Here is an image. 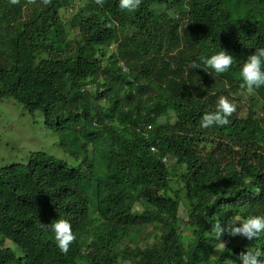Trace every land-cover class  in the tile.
<instances>
[{
	"label": "trees",
	"instance_id": "1",
	"mask_svg": "<svg viewBox=\"0 0 264 264\" xmlns=\"http://www.w3.org/2000/svg\"><path fill=\"white\" fill-rule=\"evenodd\" d=\"M67 24L77 41H68ZM178 37L169 60L186 74L174 89L155 90L152 67L135 72L109 55L123 39L144 58ZM262 47L264 0H141L131 12L119 0H0V101L42 113L78 164L37 152L0 165V264H241L249 248L264 250V235L212 233L217 220L226 228L264 215V104L258 116L255 100L264 103V86L243 90L246 115L238 98L230 124L200 127L220 97L234 101L228 89H241L240 68ZM222 50L234 56L229 71L191 67ZM207 141L216 147L203 153ZM172 165L185 173L171 175ZM181 205L188 242L178 230ZM61 219L75 236L66 253L47 227ZM150 228L144 247L124 246Z\"/></svg>",
	"mask_w": 264,
	"mask_h": 264
},
{
	"label": "rangeland",
	"instance_id": "2",
	"mask_svg": "<svg viewBox=\"0 0 264 264\" xmlns=\"http://www.w3.org/2000/svg\"><path fill=\"white\" fill-rule=\"evenodd\" d=\"M63 15L66 18H69V13L66 12V10L63 11ZM65 29L69 42H75L79 39V31L77 29H70L68 24ZM142 40L147 41V39ZM123 42L124 39L121 43H114L111 49H109V51H111L109 55L116 53V55L123 60L121 61V64L124 65V68H129L135 72H140L141 69L152 67L153 70H155V80L157 82L154 87L155 90L160 89V87L174 89L176 83L186 74L184 68L174 67L169 60V55L178 54V49L182 44L180 37L177 38L173 45L169 46L170 49L167 46L165 51L151 53L148 57L144 58L140 57L138 54L133 39H130L126 43ZM121 46L122 50H120ZM45 57H47V55ZM224 85L227 87V84ZM228 90H231V97H234V101L231 100L230 102L236 108L238 106L236 100L239 98L237 102L241 105L240 112H242L243 115H246L250 101L249 95L244 93L242 89H238L237 93H234L230 88ZM218 91H221V88L218 89ZM222 97L226 98L224 95ZM255 100L256 113L258 116H261V108L264 103L257 96H255ZM100 105L102 107L108 106L105 100L102 101ZM111 115H113V113ZM215 147V144H211V142L207 141L200 145V151L205 153L214 150ZM37 152H46L56 158L68 161L71 165H78L74 162V159L65 153L61 146V140L58 134L45 125V119L42 113L30 115L21 104L14 100L0 101V165L4 166L12 163H26L31 154ZM87 154L92 158L94 155L93 148L90 147ZM97 157L98 159L95 165L100 173L105 174L106 167L101 162L100 157ZM229 160H226L225 163ZM185 171L186 169L184 167H178L175 165L169 167V173L171 175H180L185 173ZM172 188L173 190L171 194L174 195V191L179 189V185L175 183ZM136 209L141 210L140 205H137ZM179 217L183 222L178 226V230L182 235V240L188 242L192 237V234L190 228L186 226L188 216L186 209L182 205L180 206ZM150 231L151 228L144 231L141 235H134L132 239L125 240L124 246H135L138 244L140 247H144L146 244L145 238ZM223 244H221L212 255L213 260L216 261L220 257L222 250L228 246L227 242H223ZM7 246H10V243H7Z\"/></svg>",
	"mask_w": 264,
	"mask_h": 264
},
{
	"label": "clouds",
	"instance_id": "3",
	"mask_svg": "<svg viewBox=\"0 0 264 264\" xmlns=\"http://www.w3.org/2000/svg\"><path fill=\"white\" fill-rule=\"evenodd\" d=\"M102 2L103 0H98V3ZM140 4L141 0H119V8L129 12L137 9ZM233 63L234 56L222 50L210 56H201L199 58V63L194 61L191 67L193 69L208 68L219 75L229 71ZM239 75L242 79L240 87L248 93H252L255 89L264 86V47L257 48L254 54L248 56L247 60L240 68ZM235 110L234 105L228 99L220 97L217 100L215 110L206 112L202 116L200 127L205 129L212 126L224 127L230 124L229 117ZM151 128L150 125L148 127L149 131ZM152 148H155V150L153 151ZM150 149L153 153L157 152L155 146H151ZM164 161L166 162V160ZM47 227L54 233L56 246L61 252L66 253L70 243L75 239L70 223L61 219L47 225ZM225 232L233 238L240 236L249 241L256 240L261 235H264V215H249L241 223L234 224L231 221L226 228L222 227L217 220L213 226L212 233L219 239ZM262 256H264V250L258 247H252L249 248L246 253H242L239 260L241 264H264V260L260 259Z\"/></svg>",
	"mask_w": 264,
	"mask_h": 264
},
{
	"label": "built area",
	"instance_id": "4",
	"mask_svg": "<svg viewBox=\"0 0 264 264\" xmlns=\"http://www.w3.org/2000/svg\"><path fill=\"white\" fill-rule=\"evenodd\" d=\"M152 150L154 151V150H155V148H152Z\"/></svg>",
	"mask_w": 264,
	"mask_h": 264
}]
</instances>
